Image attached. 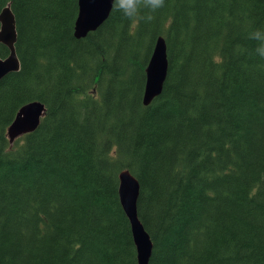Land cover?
Segmentation results:
<instances>
[{"label":"trees","instance_id":"16d2710c","mask_svg":"<svg viewBox=\"0 0 264 264\" xmlns=\"http://www.w3.org/2000/svg\"><path fill=\"white\" fill-rule=\"evenodd\" d=\"M78 1L0 0L21 62L0 81V264H139L123 170L140 183L150 264H264V59L248 39L264 0H166L150 22L113 6L81 39ZM161 35L168 76L146 106ZM35 101L46 116L12 145Z\"/></svg>","mask_w":264,"mask_h":264},{"label":"water","instance_id":"95a60500","mask_svg":"<svg viewBox=\"0 0 264 264\" xmlns=\"http://www.w3.org/2000/svg\"><path fill=\"white\" fill-rule=\"evenodd\" d=\"M79 13L75 25L76 38H84L89 33L97 31L110 17L113 9L112 0H79ZM4 8L0 15V46L9 49L6 59L0 58V81L7 75L21 70V62L17 55L16 45L18 31L16 17L11 9V4ZM167 42L161 36L156 43L150 63L145 71L147 82L144 94V104L150 105L164 89L167 80L169 60ZM46 106L39 102H29L17 114L14 122L8 129L10 143L27 134L35 132L42 119L46 116ZM119 195L122 208L130 221L134 244L137 248L138 263L149 264L153 252V242L138 216V201L140 197V183L130 171L123 170L120 174Z\"/></svg>","mask_w":264,"mask_h":264},{"label":"clouds","instance_id":"9594fccd","mask_svg":"<svg viewBox=\"0 0 264 264\" xmlns=\"http://www.w3.org/2000/svg\"><path fill=\"white\" fill-rule=\"evenodd\" d=\"M112 3L123 16L129 19L136 18L141 8L146 9L147 14L141 18L150 22L153 19L152 13L164 8L166 0H112ZM248 39L254 42L253 53L264 59V27H254L248 33Z\"/></svg>","mask_w":264,"mask_h":264},{"label":"bare ground","instance_id":"6f19581e","mask_svg":"<svg viewBox=\"0 0 264 264\" xmlns=\"http://www.w3.org/2000/svg\"><path fill=\"white\" fill-rule=\"evenodd\" d=\"M8 4H9V3H8ZM181 6H182V4H181ZM75 25H76V24H75ZM247 51H248V50H247ZM149 63H150V62H149ZM39 102H40V101H39ZM9 167H10V166H9ZM9 171H10V170H9ZM16 172H17V171H16ZM3 175H4V174H3ZM7 175H8V174H7ZM11 175H12V174H11ZM4 177H5V176H4ZM9 178H10V177H9ZM136 179H137V178H136ZM2 180H3V179H2ZM138 182H139V181H138ZM17 183H18V182H17ZM189 190H190V189H189ZM183 191H184V190H183ZM189 193H190V192H189ZM186 194H187V193H186ZM186 196H187V195H186ZM192 198H193V195H192ZM169 202H170V201H169ZM179 210H180V209H179ZM124 212H125V211H124ZM176 212H177V211H176ZM138 216H139V212H138ZM181 217H182V216H181ZM181 217H180V218H181ZM167 221H168V220H167ZM170 221H171V220H170ZM163 226H164V225H163ZM169 226H170V225H169ZM176 227H177V226H176ZM166 228H167V227H166ZM161 230H162V229H161ZM161 230H160V231H161ZM170 234H171V233H170ZM170 234H169V235H170ZM149 235H150V234H149ZM161 235H162V234H161ZM164 236H165V235H164ZM150 237H151V236H150ZM170 237H171V236H170ZM116 238H117V237H116ZM164 239H165V238H164ZM169 239H170V238H169ZM118 240H119V238H118ZM90 242H91V241H90ZM106 242H107V241H106ZM118 242H119V241H118ZM152 242H153V240H152ZM87 244H88V243H87ZM90 244H92V243H90ZM154 244H155V243L153 242V246H154ZM82 246H84V245H82ZM154 247H156V246H154ZM87 248H88V247H87ZM90 248H91V247H90ZM153 251H154V248H153ZM151 255H153V252H152ZM151 255H150V256H151ZM151 257H152V256H151ZM151 257H150V258H151ZM151 259H152V258H151ZM150 261H151V260H150ZM100 264H101V263H100ZM105 264H106V263H105ZM149 264H150V262H149Z\"/></svg>","mask_w":264,"mask_h":264}]
</instances>
